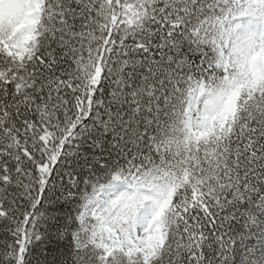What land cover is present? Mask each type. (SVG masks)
Listing matches in <instances>:
<instances>
[{
	"label": "snow or ice",
	"instance_id": "6c2138e0",
	"mask_svg": "<svg viewBox=\"0 0 264 264\" xmlns=\"http://www.w3.org/2000/svg\"><path fill=\"white\" fill-rule=\"evenodd\" d=\"M0 264H264V0H0Z\"/></svg>",
	"mask_w": 264,
	"mask_h": 264
}]
</instances>
